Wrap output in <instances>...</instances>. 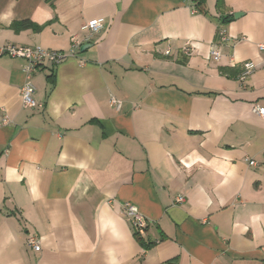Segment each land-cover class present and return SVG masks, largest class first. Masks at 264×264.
Masks as SVG:
<instances>
[{
  "label": "crops",
  "instance_id": "0c3cea01",
  "mask_svg": "<svg viewBox=\"0 0 264 264\" xmlns=\"http://www.w3.org/2000/svg\"><path fill=\"white\" fill-rule=\"evenodd\" d=\"M201 1L0 0V47L81 41L34 73V109L25 60L0 56V264H264V0Z\"/></svg>",
  "mask_w": 264,
  "mask_h": 264
},
{
  "label": "built area",
  "instance_id": "2783aa9c",
  "mask_svg": "<svg viewBox=\"0 0 264 264\" xmlns=\"http://www.w3.org/2000/svg\"><path fill=\"white\" fill-rule=\"evenodd\" d=\"M192 3V12L199 13V4L201 0H190ZM105 20L103 18L91 20L82 26V31L85 32V41H89L93 36L99 34L103 31ZM218 38L222 44L230 41V36H228L225 30H219ZM81 47V41L74 36L71 39V49L69 52L65 51H51L45 50L41 47H28V46H14L7 45L0 47V56H10L12 58H20L25 60L23 72L25 74V83L22 87V102L23 107L26 109H34L37 104L34 98L36 88L32 82V77L35 72H37L44 64L49 63L53 66H58L63 62L77 57L78 51ZM194 46L187 42L183 48V52L190 55ZM258 50L264 53V44L258 45ZM167 56L170 55V50L168 49L165 53ZM222 58V53L218 45H213L210 49L209 59L213 61H219ZM82 65L85 64L83 61ZM244 70L240 75L242 81L246 80L251 76L257 69V65L253 62H246L244 64ZM111 106L119 111L122 108V102L115 97L110 99ZM253 113L264 118V107L255 105L253 107ZM10 123V119L6 118L1 124L0 128L7 126ZM251 165H256L255 162H251ZM177 203L185 202L183 196H179L176 199ZM122 213L126 219L132 225L135 234L139 238H143L146 235L148 229V221L144 215L131 203H126L122 207ZM26 245L34 250L35 252H40L41 239L38 235H31L28 237Z\"/></svg>",
  "mask_w": 264,
  "mask_h": 264
},
{
  "label": "trees",
  "instance_id": "16d2710c",
  "mask_svg": "<svg viewBox=\"0 0 264 264\" xmlns=\"http://www.w3.org/2000/svg\"><path fill=\"white\" fill-rule=\"evenodd\" d=\"M202 5V1L200 2L199 6Z\"/></svg>",
  "mask_w": 264,
  "mask_h": 264
},
{
  "label": "water",
  "instance_id": "95a60500",
  "mask_svg": "<svg viewBox=\"0 0 264 264\" xmlns=\"http://www.w3.org/2000/svg\"><path fill=\"white\" fill-rule=\"evenodd\" d=\"M238 15V14H237ZM238 17V16H237Z\"/></svg>",
  "mask_w": 264,
  "mask_h": 264
}]
</instances>
